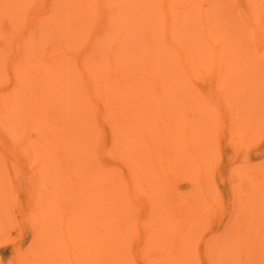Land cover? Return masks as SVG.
Wrapping results in <instances>:
<instances>
[{
	"label": "rangeland",
	"instance_id": "rangeland-1",
	"mask_svg": "<svg viewBox=\"0 0 264 264\" xmlns=\"http://www.w3.org/2000/svg\"><path fill=\"white\" fill-rule=\"evenodd\" d=\"M78 1L0 0V264H264V0Z\"/></svg>",
	"mask_w": 264,
	"mask_h": 264
},
{
	"label": "bare ground",
	"instance_id": "bare-ground-1",
	"mask_svg": "<svg viewBox=\"0 0 264 264\" xmlns=\"http://www.w3.org/2000/svg\"><path fill=\"white\" fill-rule=\"evenodd\" d=\"M84 1V0H83ZM87 1V0H86ZM86 1H85V3H86ZM101 1V0H100ZM145 1V2H144ZM148 1V2H147ZM78 2H80V3H83V2H81V0L80 1H78ZM93 2V1H92ZM143 2L144 3H146L147 2V4L149 5V6H151V8H152V6H154V8H156L157 6L159 7V11H160V15H156V13H155V11H148V9H146V7L145 8H141V10L143 11V17H144V19L146 20L145 22L143 21V22H140V23H137V25L133 28V31H132V34H133V36H132V40L130 39L129 41V43H130V45L132 44H134L133 45V48L134 49H136V51H138V52H146V51H148L149 50V52H152V51H156V50H158L159 51V47L161 46V45H165V46H167V47H169L170 48V50H176L175 49V42H177L176 40L178 39L174 34L175 33H172V31H173V29L174 28H172V27H168V30L169 31H171V32H169V35L168 34H164V36H162V35H159V32H158V28H159V26H161V25H166V24H168V22L167 21H165V18H167L168 17V12H167V10H166V13H165V10L163 11L162 10V8H161V5L159 4V3H156L157 1L156 0H143ZM85 3H83L84 5H85ZM129 3V2H128ZM91 3H90V0H89V2H87L86 3V5H87V7L88 8H91V5H90ZM153 8V9H154ZM92 9V8H91ZM89 10V9H88ZM90 12V11H89ZM90 13H94L93 11L92 12H90ZM89 13V15H91ZM165 13V14H164ZM167 15V16H166ZM163 18H162V17ZM178 16L180 17V14H178ZM162 18V19H161ZM172 18V17H171ZM162 20V21H161ZM130 21H132V18H131V20ZM134 21H136V20H134ZM163 21H165V22H163ZM82 22V21H81ZM166 23V24H165ZM130 24V23H129ZM132 24H134V22L133 23H131L130 25H132ZM136 24V23H135ZM114 25H112V27L110 26V27H108V33H109V35L111 36L112 34H113V30H114V27H113ZM134 25H132V27H133ZM171 29V30H170ZM180 30V29H179ZM183 30V29H182ZM106 32H107V29L105 30ZM81 32V35L79 34ZM83 32L84 31H82V28H78V27H74L73 26V34L75 33V35H77L76 37H75V41H74V38H72V45H74L75 43L74 42H78L79 43V39H80V36L82 37V35H83ZM182 32V31H181ZM165 35H168V37L166 38L165 37ZM177 35V34H176ZM179 35H180V33H179ZM182 36V35H181ZM145 38V43H144V45L143 46H141V47H139V46H135V42H136V40L138 39V38ZM114 41V40H113ZM142 41V40H141ZM138 42V41H137ZM114 43H115V41H114ZM129 43H127V44H129ZM114 46V51L111 53V55H110V57L112 56V58L111 59H114V60H116V62H118L119 60H120V54L123 52V51H125L126 49H125V46H127L126 45V43H121V45H113ZM176 52L180 55V57L181 58H183V59H185V58H187V57H185L184 56V52L183 51H181V52H178L177 50H176ZM152 55H154V53L152 54ZM94 59H96V61H95V66H93V68H92V71H91V80L93 81V83H95L94 81L96 80V79H98V78H100L101 76H102V68H101V65H102V59L100 60V58L98 57V56H95V58ZM98 59V60H97ZM157 60V59H156ZM165 64L163 61L161 62V61H155V63L154 64H156V66H157V68H158V66L160 67L161 65H159V64ZM55 68H58V67H55ZM160 68H162V66L160 67ZM164 68V67H163ZM60 69V68H59ZM121 70V72L119 73V77H118V83L116 84V86H115V91L116 92H118V98L121 100L122 99V95H123V91H122V89L124 90H128V89H130V88H132V85H133V83L136 81V80H134L136 77H135V75H133V74H126L125 75V73H124V71H123V69H120ZM63 71V70H62ZM70 72V71H69ZM26 73V72H25ZM49 73V72H48ZM27 74V73H26ZM64 73H61V71L59 70L58 71V69L56 70V71H50V73L49 74H43V77L45 76V77H47V78H44L45 80H43L44 82H46V81H48V80H53L54 78H58L59 80H57V82H64L65 80H66V78H67V80H71L72 78H73V75H72V73H69V76H67L66 74H64ZM54 77V78H53ZM53 78V79H52ZM56 79H54L53 81H55ZM137 79H139V78H137ZM140 80V79H139ZM132 81V82H131ZM60 82V83H61ZM47 83V82H46ZM56 82H53L52 84H55ZM134 84H136V83H134ZM60 85V84H59ZM71 86V84L70 83H68V87H70ZM62 88H63V86H61ZM67 90H70L69 88H67ZM132 91H133V89H132ZM70 93H71V91H70ZM71 95H72V93H71ZM80 108H81V110L83 111V105L82 106H80ZM81 111V112H82ZM84 113V112H83ZM69 114V113H68ZM133 119V118H132ZM132 119L130 120V122H132ZM124 123H126V122H124ZM26 221V220H25ZM194 239L195 238H192L191 239V242L193 243V241H194ZM196 239H198V238H196ZM190 240V239H189ZM199 240V239H198ZM196 241V240H195ZM195 241H194V243H195ZM190 242V243H191ZM197 243H198V241H196ZM192 243H191V245H190V247L192 246L193 247V245H192ZM31 246V245H30ZM191 247V248H192ZM196 247V246H195ZM31 248H32V246H31ZM195 249V248H194ZM30 251H32L31 249H29L27 252H30ZM194 252V251H193ZM196 252V251H195ZM230 252V251H229ZM195 254V253H194ZM25 257V256H24ZM17 258H19V257H17ZM27 257H25V260L22 258H20V260L18 261L16 258V260H14L15 261V263L18 261V263L20 262V263H22V264H24L27 260H28V258L26 259ZM29 258H30V256H29ZM259 259V256L257 255V258H256V261H259L258 260ZM30 260V259H29ZM28 260V261H29ZM22 261V262H21ZM23 261H25L24 263H23ZM260 264V263H259Z\"/></svg>",
	"mask_w": 264,
	"mask_h": 264
}]
</instances>
